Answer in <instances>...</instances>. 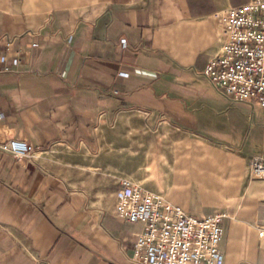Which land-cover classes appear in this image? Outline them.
Wrapping results in <instances>:
<instances>
[{
    "label": "crops",
    "instance_id": "obj_1",
    "mask_svg": "<svg viewBox=\"0 0 264 264\" xmlns=\"http://www.w3.org/2000/svg\"><path fill=\"white\" fill-rule=\"evenodd\" d=\"M247 1L0 0V142L35 149L20 160L0 149V264H137L142 224L116 216L119 178L101 151L118 129L125 143L166 130L152 143L176 145L174 199L193 185L214 195L224 264H264V173L251 168L264 163V109L203 75L221 46L214 14ZM61 149L102 178H69Z\"/></svg>",
    "mask_w": 264,
    "mask_h": 264
},
{
    "label": "built area",
    "instance_id": "obj_2",
    "mask_svg": "<svg viewBox=\"0 0 264 264\" xmlns=\"http://www.w3.org/2000/svg\"><path fill=\"white\" fill-rule=\"evenodd\" d=\"M213 17L220 29L221 46L206 62L203 75L231 101L248 99L264 109V0H248ZM9 70L3 66L0 71ZM0 149L18 160L35 151L21 139L2 141ZM251 168L254 175H263V160L254 157ZM115 214L129 223L142 224L131 253L137 264H224L220 248L224 212L191 215L164 195L121 178Z\"/></svg>",
    "mask_w": 264,
    "mask_h": 264
},
{
    "label": "rangeland",
    "instance_id": "obj_3",
    "mask_svg": "<svg viewBox=\"0 0 264 264\" xmlns=\"http://www.w3.org/2000/svg\"><path fill=\"white\" fill-rule=\"evenodd\" d=\"M121 130L114 131L110 143L106 144L101 151L108 154L105 159L109 171L117 178L125 177L130 181L143 186L145 189L163 194L171 201H178L189 211H212L220 213V206H216V197L207 192H199L198 186L193 185L191 191L175 192L180 194V199H174L173 193L169 189V156L174 151L175 144L172 140L163 139L160 143H152L158 140V135H168L166 130L161 132L151 133L147 129L139 130L138 132L130 131L128 133L129 143H125L120 137ZM127 135V134H126ZM133 136V137H131ZM138 136H141L138 138ZM139 143H136V141ZM113 141V142H112ZM70 159H66V163L70 166L66 167L69 178L79 179L82 185L90 186L97 182L100 175H94L89 172V160L77 159L69 154L66 149H61ZM80 165L81 168H77ZM107 178H111L107 175ZM188 195V196H187ZM187 196V198H186ZM206 198H210L211 207H207ZM212 199V201H211Z\"/></svg>",
    "mask_w": 264,
    "mask_h": 264
}]
</instances>
